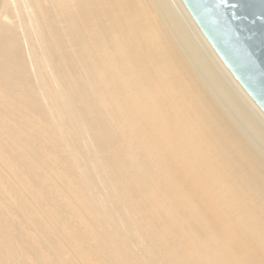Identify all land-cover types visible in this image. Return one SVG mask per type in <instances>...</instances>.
I'll return each mask as SVG.
<instances>
[{"label": "bare ground", "instance_id": "obj_1", "mask_svg": "<svg viewBox=\"0 0 264 264\" xmlns=\"http://www.w3.org/2000/svg\"><path fill=\"white\" fill-rule=\"evenodd\" d=\"M0 264H264V114L180 0H0Z\"/></svg>", "mask_w": 264, "mask_h": 264}, {"label": "water", "instance_id": "obj_2", "mask_svg": "<svg viewBox=\"0 0 264 264\" xmlns=\"http://www.w3.org/2000/svg\"><path fill=\"white\" fill-rule=\"evenodd\" d=\"M231 76L264 114V0H180Z\"/></svg>", "mask_w": 264, "mask_h": 264}]
</instances>
